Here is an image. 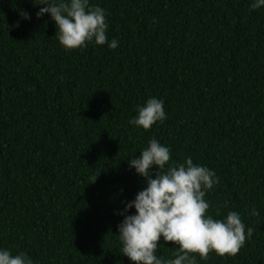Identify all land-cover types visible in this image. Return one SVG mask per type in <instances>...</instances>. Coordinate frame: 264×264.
<instances>
[{
    "label": "trees",
    "instance_id": "trees-1",
    "mask_svg": "<svg viewBox=\"0 0 264 264\" xmlns=\"http://www.w3.org/2000/svg\"><path fill=\"white\" fill-rule=\"evenodd\" d=\"M91 3L106 10L117 49L65 51L34 0H0V248L36 264H132L115 236L118 213L144 185L129 160L155 137L173 161L216 173L214 217L236 211L253 229L235 257L196 264H264V8ZM153 97L167 119L149 131L130 125Z\"/></svg>",
    "mask_w": 264,
    "mask_h": 264
},
{
    "label": "clouds",
    "instance_id": "clouds-1",
    "mask_svg": "<svg viewBox=\"0 0 264 264\" xmlns=\"http://www.w3.org/2000/svg\"><path fill=\"white\" fill-rule=\"evenodd\" d=\"M34 3L39 8L37 19L49 15L55 23L54 38L65 51L84 49L90 44L107 46L110 50L119 47L117 39L109 40L107 36L106 10L93 5L91 0H34ZM250 7L262 9L264 0H251ZM22 19L31 22L28 13H23ZM136 111L129 124L145 131L167 119L165 102L155 97ZM171 151L153 137L139 157L129 160L130 169L144 179V185L134 200L124 202L118 213L123 217L117 226L119 235H115L122 246L121 254L132 264H196L197 257L206 260L210 253L235 257L253 236V229L242 222L236 211L223 215L217 212L214 217L206 197L219 183L216 173L194 163L191 157L183 162L173 161ZM133 209L135 213L130 214ZM250 215L259 216V211L252 208ZM165 244L173 245L170 257L157 255ZM0 264L36 262L26 252L13 254L0 248Z\"/></svg>",
    "mask_w": 264,
    "mask_h": 264
}]
</instances>
